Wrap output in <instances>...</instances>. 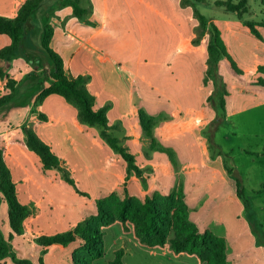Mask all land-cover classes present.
I'll list each match as a JSON object with an SVG mask.
<instances>
[{
    "label": "rangeland",
    "instance_id": "rangeland-1",
    "mask_svg": "<svg viewBox=\"0 0 264 264\" xmlns=\"http://www.w3.org/2000/svg\"><path fill=\"white\" fill-rule=\"evenodd\" d=\"M66 1L44 0L21 47L0 60L18 88L0 110V148L17 197L32 212L12 237L9 204L0 191V235L7 244L0 264H74L80 240L47 248L39 239L74 231L112 194L144 200L170 195L180 185L188 221L225 239L228 264H264V88L258 85L264 79V27L257 26L259 39L244 24L264 21L261 0H249L242 17L216 7L217 0H82V18ZM25 2L0 0V16L14 19ZM46 16L54 29L51 50L67 76L83 78L94 110L108 106L107 128L82 123L78 107L61 96L37 102L53 82L42 46ZM212 25L239 71L224 56L208 65ZM11 42L0 34V50ZM5 84L0 79V96L9 92ZM27 129L51 147L62 169L43 168L26 145ZM104 130L134 156L141 177L129 172ZM238 178L249 212L237 197ZM103 231L104 256L95 264H110L119 251L123 264H205L173 252V235L165 246L149 247L131 223L117 220Z\"/></svg>",
    "mask_w": 264,
    "mask_h": 264
},
{
    "label": "trees",
    "instance_id": "trees-1",
    "mask_svg": "<svg viewBox=\"0 0 264 264\" xmlns=\"http://www.w3.org/2000/svg\"><path fill=\"white\" fill-rule=\"evenodd\" d=\"M44 0H26L18 11L14 19H7L0 16V34L7 35L11 38V44L0 50V60L8 59L23 44L25 31L33 29L32 21L34 12L38 10ZM82 0H67L78 18H82L86 14L80 4ZM196 2H208L211 0H195ZM248 1L240 0L235 3L233 0L214 1V5L223 8L227 12L236 13L242 17L248 12ZM264 5V0H261ZM63 0H61L60 6ZM48 16V15H47ZM43 19L42 46L46 50L51 64V75L53 82L44 88L37 97V102H43L50 95H58L68 102L74 104L79 109V120L82 123L92 126L100 125L107 128L108 106L99 110L93 109L94 97L88 92L83 85L82 77L70 78L64 71V63L62 58L53 52L50 48L51 41L54 36V29L49 23V18ZM199 18L203 27L206 26V19L199 14ZM245 26L257 38L262 36L257 26L264 27V21L251 22L245 21ZM213 26L211 40L207 48V63L210 66H216L221 57H226L231 66L239 71L236 63L229 55L227 48L221 38L219 29ZM0 79L6 82L5 86L9 90L8 93L0 96V110L6 105L13 102L16 98L18 88L15 86L16 81L11 79L2 68H0ZM258 85L264 88V79L258 80ZM219 107L226 111L225 99L219 102ZM42 118L47 117L42 114ZM150 123V121H149ZM150 134V132H149ZM102 137L108 145L118 152L128 164L129 172H134L138 177L142 176L141 169L135 164V159L127 149L119 144L117 138L112 137L106 130L102 131ZM26 145L41 160L45 170L61 168V162L54 154L51 147L43 142L38 135L32 130H26ZM229 173H232L226 165ZM66 180L75 185V182L65 174ZM237 197L244 203L245 209L249 212L251 205L245 196L243 181L236 179ZM0 191L9 204L8 218L13 233L21 234L24 221L32 214L28 207L22 204L16 193V185L12 180L10 171L5 163L3 151L0 148ZM264 192V184L259 190ZM85 195L84 193H82ZM189 208L185 203L183 188L180 185L170 195H153L144 200H139L129 195L120 198L114 194L105 200H100L97 204V214L91 219L79 224L74 231L59 233L53 236H43L39 239L44 247H51L55 244L67 246L77 240L81 241V245L77 252L80 257H74V264H95V261L104 256V231L103 228L121 221L122 223H131L134 225L135 233L141 243L149 247H163L170 240V246L175 253H187L196 256L205 264H228L227 262V245L223 237H220L210 230L201 233L194 224L188 221ZM7 244L0 235V257L5 253ZM123 251L117 253V257L110 264H123Z\"/></svg>",
    "mask_w": 264,
    "mask_h": 264
},
{
    "label": "built area",
    "instance_id": "built-area-1",
    "mask_svg": "<svg viewBox=\"0 0 264 264\" xmlns=\"http://www.w3.org/2000/svg\"><path fill=\"white\" fill-rule=\"evenodd\" d=\"M99 62H100V63H103V62H104V59H103V58H100V59H99Z\"/></svg>",
    "mask_w": 264,
    "mask_h": 264
}]
</instances>
